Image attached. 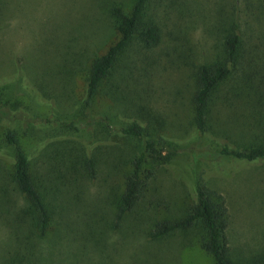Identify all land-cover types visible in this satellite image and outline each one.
<instances>
[{
	"label": "rangeland",
	"instance_id": "obj_1",
	"mask_svg": "<svg viewBox=\"0 0 264 264\" xmlns=\"http://www.w3.org/2000/svg\"><path fill=\"white\" fill-rule=\"evenodd\" d=\"M5 1L6 11L0 17V56L5 63L10 58L17 60L30 84L37 76L49 91L64 89L62 79L71 67L63 65L62 59L55 62L54 49H72L88 58L100 50L104 52L115 39L109 7L118 3L130 6V0ZM145 15L159 25L162 41L150 53L133 45L128 55L132 66L129 71L142 102L166 122V127L173 129L183 122L181 135L171 133L181 145L172 163L156 173L136 211L115 225L127 167L108 166L102 160L94 180H83L68 190L58 187L60 190L53 195V220L45 235L33 236L24 245L17 238L20 231L14 217V210L23 200L7 176L10 166L1 158L0 263L9 251L28 247L41 264H211L193 230L173 232L157 241L149 237L156 220L175 217L190 203L196 180L201 177L225 198L230 214L228 237L234 254L248 259L264 249V160L231 162L225 167L218 156L223 142L254 144L262 136L264 104L260 105L262 100L253 98V91L245 87L246 73L238 67L232 80L214 94L212 131L217 135L192 136L187 119L194 89L193 64L222 55L224 35L234 21L240 24L244 39L257 37L264 48V0H151ZM104 38L101 46L105 45L99 50L96 46ZM84 74L83 68L77 77L78 93ZM51 76L59 83L55 88L54 84L48 86ZM252 83L256 89L253 80ZM32 108L40 113L48 111ZM79 108L62 107L58 112L75 118L72 113ZM100 109L96 103L93 110H86L87 121L96 130L115 125L116 119ZM15 113L7 110L8 116ZM23 123V132L44 134L34 133L25 120ZM109 137L112 144L118 141L117 137ZM0 148L4 149V145ZM6 152L10 155L8 149L3 151Z\"/></svg>",
	"mask_w": 264,
	"mask_h": 264
},
{
	"label": "trees",
	"instance_id": "obj_2",
	"mask_svg": "<svg viewBox=\"0 0 264 264\" xmlns=\"http://www.w3.org/2000/svg\"><path fill=\"white\" fill-rule=\"evenodd\" d=\"M150 1L130 0L129 7L122 3L109 7L115 39L104 52L100 47L105 45L101 46L106 38L96 46L100 52L90 58L72 49H54L55 62L62 59L63 65L71 64L69 74L62 79V90L55 88L59 84L55 76H51L48 83V86L54 84L53 91L47 90L37 76L33 77L34 84H30L17 60L10 58L5 63L0 56V145H4V149L0 148V159H5L10 166L7 176L23 200L14 210V217L20 231L17 238L24 245L29 244L35 238L33 236L45 235L53 220V202H56L53 195L60 190L58 187L68 190L83 180H94L102 160L108 166L127 167L118 195L116 225L136 211L156 173L163 165L171 164L177 154L181 145L172 136L182 134L183 122L179 121L173 129L166 127V122L142 102L129 71L132 66L128 55L133 45L150 53L162 41L159 25L145 15ZM6 5L5 0H0V17L6 11ZM240 29V24L234 21L227 30L222 55L210 62L193 64L194 89L190 99L191 114L187 117L192 136L215 134L211 117L214 94L232 80L238 67L248 77L245 87L249 92L253 91V98L262 100H259L260 105L264 104V48L257 37L244 39ZM132 57L135 62V53ZM83 68L82 90L78 93L77 77ZM6 72L11 73L6 75ZM96 103L102 108L100 110L116 119L115 125L108 124V127L96 130L87 121L86 110H93ZM32 106L48 111L40 113ZM72 106L82 108L72 113L75 118L58 112L62 107ZM9 109L16 113L8 116ZM90 117L94 118V114ZM23 120L34 133L42 131L44 134L36 136L23 132ZM261 129L262 136L254 144H238L227 136L233 144H221L218 152L221 164L227 167L226 163L231 162L264 160V125ZM109 136L117 137L118 141L114 140L116 143L112 144ZM5 149L10 155L3 153ZM38 155L41 161H38ZM47 181L51 183L48 185ZM229 224L225 198L201 177L196 180L190 203L177 216L156 220L149 237L157 241L173 232L193 230L200 248L211 258V264H264V249L248 259L234 254L229 243ZM36 259L34 251L25 247L9 251L0 264H41Z\"/></svg>",
	"mask_w": 264,
	"mask_h": 264
}]
</instances>
